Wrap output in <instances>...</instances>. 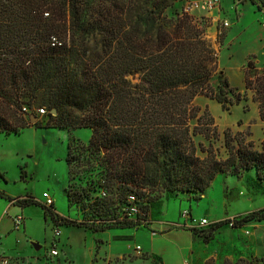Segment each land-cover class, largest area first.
Listing matches in <instances>:
<instances>
[{
	"label": "trees",
	"instance_id": "trees-1",
	"mask_svg": "<svg viewBox=\"0 0 264 264\" xmlns=\"http://www.w3.org/2000/svg\"><path fill=\"white\" fill-rule=\"evenodd\" d=\"M177 1L0 0V133L31 126L23 108L38 116L41 107L48 120L32 126L90 129L78 154L93 156H84L90 169H74L69 137L67 200L83 211V220L60 217L30 195L7 200L41 206L55 226L98 233L145 226L158 192L202 197L218 174L263 184L264 143L258 151L240 133L225 131L228 158L218 157L214 119L194 99L204 96L229 110L246 101L247 92L232 88L219 71L218 49L201 21L185 10L166 15ZM249 1L264 9V0ZM244 83L264 121V68L248 61ZM198 136L208 146L196 142ZM83 171L97 174L86 188L73 181ZM121 205L126 209L119 215ZM261 221L264 208L235 219L234 227Z\"/></svg>",
	"mask_w": 264,
	"mask_h": 264
},
{
	"label": "rangeland",
	"instance_id": "rangeland-1",
	"mask_svg": "<svg viewBox=\"0 0 264 264\" xmlns=\"http://www.w3.org/2000/svg\"><path fill=\"white\" fill-rule=\"evenodd\" d=\"M209 0H178L173 8L166 10V15L171 17L175 12L188 10L204 26L205 37L218 49L219 71L229 80L232 88L241 93L247 92V100L238 105H233L229 110H223L216 101L198 96L194 99V105L202 111L206 108L214 119V125L218 131L219 138L214 142L218 157L222 160L228 158V151L224 146V132L230 131L233 136L241 134L245 140L254 144V149L261 151L264 141V121L259 115L258 104L253 100V92L246 91L244 75L246 64L252 61L257 69L264 68V51L258 49L257 36L261 34L259 28L264 31V10H259L249 0H219L220 6L216 10H208L205 3ZM241 1H247L249 6L242 9L241 22L236 24L233 30L230 29L240 18V10L243 7ZM244 3V2H243ZM251 3V4H250ZM199 7L196 8L195 5ZM245 4V3H244ZM257 16V19H256ZM258 21V22H257ZM228 23V25H225ZM223 33V38L219 36ZM220 40V41H219ZM256 50L257 55L248 52ZM219 79L215 77L212 84L216 87ZM41 108V107H39ZM37 109V108H36ZM35 109V110H36ZM37 117V121L45 124L48 120L46 115ZM28 126L18 134L0 133V256H6L16 261V264H130L136 259H140L137 264H160L158 257H150L136 249L138 245L150 247L151 232L143 230L144 226L130 229L108 230L104 233H93L90 230L74 226H55L50 215L39 205H28L21 207L12 204L6 198H17L30 195L38 201H43L42 194L47 192L51 195L57 206V213L65 218L81 221L83 211L76 206L69 207L66 189L68 187V173L66 157L69 137L73 141V154L77 157L74 169H90L84 165L89 153L79 156L81 145H88L91 138V130L87 128L72 129L67 132L64 129L54 127L37 128ZM196 142H201L208 146L209 141L198 136ZM234 145L237 146L236 142ZM104 152H101L103 155ZM81 163V164H78ZM80 165V168H76ZM264 174V169H262ZM97 175L83 171L75 175L74 183L77 187L86 188L85 182L93 179ZM225 176H230L225 174ZM219 175L209 189L207 196L200 197L196 194H181L158 192L160 197L149 206L145 227H149V217L151 220L157 219L161 214H169V217L179 223H184L189 218L191 221V210L193 218L200 220L199 216L209 219L206 211L210 210V220H213L215 212L224 211L228 213L227 219H239L246 212H253L264 208V180L261 186H254L252 181L246 177L240 180L234 176L227 177ZM82 180H80V179ZM95 181H100V176H96ZM230 186L242 190L241 196L235 200L224 199V182ZM102 182V181H100ZM96 186V185H93ZM255 187V188H254ZM254 189V193L250 192ZM98 191L101 189L98 187ZM226 198L232 193L231 188L225 191ZM225 200V203H224ZM42 202V203H43ZM126 206L121 205L117 210L119 215ZM52 212L56 213L54 208ZM181 216L178 219L177 215ZM177 214V215H176ZM243 214V215H242ZM22 216L24 224L19 229L15 228V217ZM253 228H247L250 235L244 236L239 232V239L251 242L252 232H255L258 241L253 244L255 253L250 257H236L234 260L225 255L218 258H210L205 264H264V221L255 222ZM197 229L193 226L192 229ZM224 230L231 228L224 226ZM56 230L60 231V236L56 237ZM140 230L135 235V240L124 242V233H133ZM253 230V231H252ZM200 232V230H197ZM240 231V230H239ZM242 232H244L242 230ZM120 233L125 237L119 236ZM117 234V235H115ZM174 238V236H170ZM166 237L165 240H168ZM184 246L192 242L190 234L180 236ZM154 243L157 238L154 237ZM242 239L239 241L242 243ZM59 252L58 256L50 254L52 246ZM242 245V244H241ZM126 250L119 257V252ZM147 260V261H146ZM169 264H192L187 256L178 255L173 263Z\"/></svg>",
	"mask_w": 264,
	"mask_h": 264
},
{
	"label": "crops",
	"instance_id": "crops-1",
	"mask_svg": "<svg viewBox=\"0 0 264 264\" xmlns=\"http://www.w3.org/2000/svg\"><path fill=\"white\" fill-rule=\"evenodd\" d=\"M246 2L247 1H241L240 2L243 6L240 10V18H239V21H237V23H234L232 25L230 32L233 30V28L236 26V24H239L241 22V20H242L241 19L242 9L245 6L246 7L249 6ZM219 6H220V3H219V0H217V4L214 8L217 10ZM249 7L253 11V13H255L254 8L252 6H249ZM214 8H213V10H214ZM256 19H257V16H256ZM257 28L261 32V34L259 36H257V40L259 43L258 49H260V51L262 53V51H264V31L260 30L259 23L257 25ZM248 52L257 55V58H258V53L256 50L250 49ZM219 175H221V174H218L216 176V178H218ZM222 175H224V174H222ZM227 177H230V176H225V180ZM216 178H215V180H216ZM240 180H243V178H240ZM214 181L212 182V184L214 183ZM212 184L210 185V187L212 186ZM230 185L231 184H228L226 181L224 182L223 197H224V199L235 200L239 196H241L242 190H239V192H237L238 191L237 186L232 188V186H230ZM210 187L207 188V190L205 191V193L203 194L202 197L207 196ZM229 188H231L232 193L229 196V198H226L225 191L228 190ZM250 192L254 193V189L252 191L250 190L248 193H250ZM41 202H43V201H41ZM224 203H225V200H224ZM53 208H54L56 214H58L55 201L53 204ZM210 212H211L210 210L206 211V214L209 216V219H207L208 224L206 226L196 227L197 229H195V230L196 231L200 230V232L199 231H197V232L193 231L194 228L192 229V227L194 226V224L189 225V223H188L189 218L186 219L185 222L181 224V223L171 219L169 217L168 212L164 213L163 215L161 214L157 219H155L153 221L149 217V220H150L149 227L147 228L144 226L143 230L151 232L152 237H150V238H151V241H153V244L149 248L146 246H141L139 243L138 244L136 243V245H138L140 248L142 247L143 252L146 253L150 257V259H152L153 257H158L160 259V264L173 263L174 259L177 258L178 255L187 256L191 260L192 264H205L206 261L209 260L210 258H218V257H223L225 255L227 258L234 260V258H236L237 256L240 258L241 257H248V256L250 257L252 254L255 253V248H254L253 244H255L258 241V237H257V234L255 232H252V236H251V241L253 244L251 242H248V241L246 242V240H244L242 238H241L242 243L239 242L241 239L238 240L240 237L239 232L241 235H244V236L250 235L251 233L248 232L247 228H249V227L253 228V230L255 231V229H254L256 226L255 224L247 223L242 228H235V229H232L230 231L224 230L223 227L226 225H223L222 227H218L216 230L211 231V228L214 227V225L216 223L227 220L226 217H228V213L225 210L224 214L222 216L221 211L215 212L213 215V220H210V217H211ZM193 213L194 212L191 210V214H190L191 215V221H192V219H195L192 216ZM247 213H250V212H246L243 214H247ZM58 215L60 217H64L60 214H58ZM177 217H178V219L181 218L179 213H178ZM199 219L201 220V219H206V218H204L200 215ZM200 220H197V221H200ZM128 229H130V228H128ZM242 230L244 232H242ZM139 231L140 230H135V232H133V233H131V232L124 233V234H126V238L122 239L120 241L129 242L130 240L131 241L135 240V235H137ZM98 233H104V232H98ZM122 234L123 233H120L119 236L125 237V235H122ZM184 234H190V236H191L192 242L188 246H184V242L182 240H180L181 239L180 236H184ZM115 235H117V234H115ZM170 236H174V238H172ZM154 237L157 238V241H155V243H154V240H155ZM166 237H170V238H168V240H165ZM125 251L126 250H123V251L119 252L116 256L107 257V258L112 260L114 258L119 257L120 254H122ZM138 261H140V259H136L133 263L130 262V264H137Z\"/></svg>",
	"mask_w": 264,
	"mask_h": 264
},
{
	"label": "built area",
	"instance_id": "built-area-1",
	"mask_svg": "<svg viewBox=\"0 0 264 264\" xmlns=\"http://www.w3.org/2000/svg\"><path fill=\"white\" fill-rule=\"evenodd\" d=\"M217 4V0H209L205 3V7L208 9V10H212ZM196 8L199 7L198 4L195 5ZM190 8L186 9L185 11L188 12ZM225 25H228V23H225ZM23 111L25 113H28L29 114V117L33 116L34 114L29 111L26 107L23 108ZM36 114L39 116V117H42L44 116L47 111L45 110V108H38L35 110ZM51 113V112H50ZM42 198L44 200V205L47 207V208H51L54 204V200L53 198L51 197V195L47 192H44L42 194ZM133 199V198H132ZM131 213L132 214H136L137 213V210L135 207H132L131 208ZM227 227L231 228V229H235V220L234 219H227ZM192 223L194 224V226L196 227H201V226H206L208 224V221L207 219H201L200 221H197L196 219H192ZM14 224H15V228L19 229L21 227L22 224H24V218L22 216H17L15 217V220H14ZM217 224V223H216ZM215 224V225H216ZM55 236L58 237L60 236V231L59 230H56L55 232ZM139 252L141 250V248L138 246L136 248ZM50 254L53 255V256H58L59 255V252L57 251V249L55 248V246L53 245L51 250H50ZM0 264H16V261L12 258H9V257H6V256H0Z\"/></svg>",
	"mask_w": 264,
	"mask_h": 264
},
{
	"label": "water",
	"instance_id": "water-1",
	"mask_svg": "<svg viewBox=\"0 0 264 264\" xmlns=\"http://www.w3.org/2000/svg\"><path fill=\"white\" fill-rule=\"evenodd\" d=\"M51 114L52 115H56V111L55 110H52L51 111ZM30 120H31L32 123H34V122L37 121V117L33 115V116L30 117Z\"/></svg>",
	"mask_w": 264,
	"mask_h": 264
}]
</instances>
